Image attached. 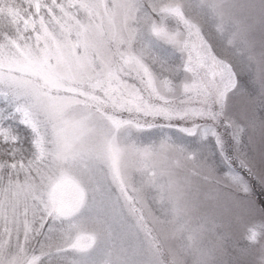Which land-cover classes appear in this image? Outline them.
Instances as JSON below:
<instances>
[{
	"label": "snow or ice",
	"instance_id": "6c2138e0",
	"mask_svg": "<svg viewBox=\"0 0 264 264\" xmlns=\"http://www.w3.org/2000/svg\"><path fill=\"white\" fill-rule=\"evenodd\" d=\"M261 111L264 0H0V264H213L205 201L264 202Z\"/></svg>",
	"mask_w": 264,
	"mask_h": 264
},
{
	"label": "rangeland",
	"instance_id": "374dc122",
	"mask_svg": "<svg viewBox=\"0 0 264 264\" xmlns=\"http://www.w3.org/2000/svg\"><path fill=\"white\" fill-rule=\"evenodd\" d=\"M260 117L264 118V111L260 112ZM217 212L218 227L201 234L194 247L212 253L213 264H255L259 253L245 257L240 255L239 248L245 243L242 239L244 227L264 222V202L253 208L221 206ZM224 233H228L230 238L221 251L217 249V243L219 236ZM183 260L184 264H195L192 249L185 251Z\"/></svg>",
	"mask_w": 264,
	"mask_h": 264
},
{
	"label": "clouds",
	"instance_id": "9594fccd",
	"mask_svg": "<svg viewBox=\"0 0 264 264\" xmlns=\"http://www.w3.org/2000/svg\"><path fill=\"white\" fill-rule=\"evenodd\" d=\"M233 2L235 3H246L247 0H233ZM220 192L224 193V194H229L232 192V189H230L229 187L227 186H220ZM213 191V186H208V185H205L203 188H202V198H204V196H206L209 192H212ZM206 205L208 207H217V208H220L221 206H223L222 204L221 205H218L216 201H213V200H206L205 201Z\"/></svg>",
	"mask_w": 264,
	"mask_h": 264
}]
</instances>
